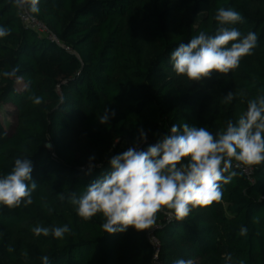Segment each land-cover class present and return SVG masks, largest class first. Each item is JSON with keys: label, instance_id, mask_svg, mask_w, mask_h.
<instances>
[{"label": "trees", "instance_id": "16d2710c", "mask_svg": "<svg viewBox=\"0 0 264 264\" xmlns=\"http://www.w3.org/2000/svg\"><path fill=\"white\" fill-rule=\"evenodd\" d=\"M39 7L30 15L61 44L25 26L13 0H0V26L11 30L0 38V104L17 110L12 132L0 120V178L17 158H28L37 184L31 205L0 204V264H42L45 255L51 264H152V235L163 264H264V163L250 166L248 176L233 161L237 175L221 184L219 202L193 208L183 220L163 209L145 231L109 234L101 213L84 220L71 203L73 193L82 196L111 171V158L127 146L146 151L173 124L216 135L228 121L238 123L248 101L264 95V0H40ZM219 8L239 12L243 22L229 27L256 33L257 46L228 74L178 76L171 52L200 32L215 35ZM15 66L16 77L3 76ZM229 92L234 98L226 103ZM33 94L41 104L32 103ZM106 108L115 116L101 124ZM65 224L71 233L63 239L32 232Z\"/></svg>", "mask_w": 264, "mask_h": 264}, {"label": "clouds", "instance_id": "9594fccd", "mask_svg": "<svg viewBox=\"0 0 264 264\" xmlns=\"http://www.w3.org/2000/svg\"><path fill=\"white\" fill-rule=\"evenodd\" d=\"M13 3L32 14L40 11V0H13ZM215 19L221 25L215 35L200 32L171 52L170 60L178 76L201 81L210 78L213 72L228 74L239 67L242 57L252 54L257 46L256 33L242 36L237 28L229 27L243 22L239 12L219 8ZM10 33L9 28L0 26V38ZM18 72L19 66H15L3 72V76L13 78ZM233 98V93L229 92L224 102H231ZM29 99L36 105L42 103V97L35 94ZM114 116L115 111L109 112L106 108L98 119L106 124ZM139 139L141 142L147 140L143 129ZM45 147L52 146L46 143ZM186 158L187 163L184 162ZM92 159L94 157H90ZM233 161L237 162L236 167L264 163V95L249 100L238 123L228 121L225 130L216 135L205 127L173 124L169 133L146 151L128 148L111 158V171L91 183L82 196L73 193L71 203L77 206V214L84 220L101 213L105 218L101 227L109 234L123 233L130 227L138 232L145 231L152 228L163 209L170 210L168 215H174L177 220H183L193 208L219 202L221 184L230 183L237 175L232 171ZM32 172L30 159L17 158L12 171L0 178V204L9 208L31 205L32 192L37 187ZM48 211L51 213L52 209ZM32 232L45 237L51 233L63 239L71 229L67 224L51 229L37 225ZM239 234L246 235L247 229L242 227ZM8 251L13 249L9 247ZM225 260L230 262L232 255L226 254ZM41 261L51 264L47 255L42 256ZM174 264H193V261L178 259Z\"/></svg>", "mask_w": 264, "mask_h": 264}, {"label": "built area", "instance_id": "2783aa9c", "mask_svg": "<svg viewBox=\"0 0 264 264\" xmlns=\"http://www.w3.org/2000/svg\"><path fill=\"white\" fill-rule=\"evenodd\" d=\"M18 16L25 26L36 30L41 36H45L49 38L50 40L61 44V41L59 40V38L50 30V28L38 18L31 16L30 13L26 9L24 10L19 9ZM63 46L66 50H70L69 47L65 45ZM250 169L249 167L244 169L245 173L248 176L252 175V169L251 170ZM150 240H151L152 245L154 246V255L152 259V264H163L160 258V252H161L160 242L153 235L150 237Z\"/></svg>", "mask_w": 264, "mask_h": 264}, {"label": "rangeland", "instance_id": "374dc122", "mask_svg": "<svg viewBox=\"0 0 264 264\" xmlns=\"http://www.w3.org/2000/svg\"><path fill=\"white\" fill-rule=\"evenodd\" d=\"M0 120L5 126V128L8 130V132H12L17 124V110L15 109V107L11 104H0ZM128 148L129 147L127 146V149Z\"/></svg>", "mask_w": 264, "mask_h": 264}]
</instances>
